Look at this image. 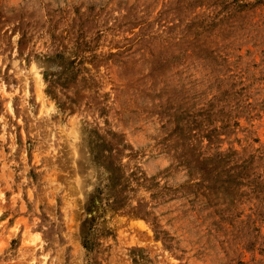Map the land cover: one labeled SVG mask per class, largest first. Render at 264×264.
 Instances as JSON below:
<instances>
[{"label":"rangeland","instance_id":"rangeland-1","mask_svg":"<svg viewBox=\"0 0 264 264\" xmlns=\"http://www.w3.org/2000/svg\"><path fill=\"white\" fill-rule=\"evenodd\" d=\"M0 264H264V0H0Z\"/></svg>","mask_w":264,"mask_h":264}]
</instances>
